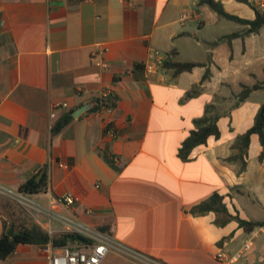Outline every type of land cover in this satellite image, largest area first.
<instances>
[{"label":"crops","instance_id":"0c3cea01","mask_svg":"<svg viewBox=\"0 0 264 264\" xmlns=\"http://www.w3.org/2000/svg\"><path fill=\"white\" fill-rule=\"evenodd\" d=\"M200 1L0 0V188L16 193L47 176V191L34 199L47 208L64 194L79 197L75 206L56 210L93 229L108 227L117 243L156 264H224L215 258L219 252L238 254L248 242L253 247L238 264L264 263V225L248 232L236 219L264 223L258 136L245 171L227 161L264 107V89L238 99L243 86L264 82V28L251 33ZM216 1L232 15L255 19L245 3ZM263 1L249 0L259 9ZM235 33L245 37L227 38ZM156 52L204 66L175 75L151 58ZM100 60L109 67L98 66ZM137 63L145 72L133 69ZM197 85L200 94L187 100ZM110 94L116 108L90 111L93 98ZM211 104L221 114L220 138L210 137L183 159V143ZM85 105L61 133H52L63 113ZM99 152L114 157L120 170ZM216 194L234 218L225 226L214 212L193 213ZM5 199L13 201L0 192V236ZM47 219L40 217L44 229ZM7 260L48 264L43 248L33 245H20ZM102 264L152 262L113 251Z\"/></svg>","mask_w":264,"mask_h":264},{"label":"trees","instance_id":"16d2710c","mask_svg":"<svg viewBox=\"0 0 264 264\" xmlns=\"http://www.w3.org/2000/svg\"><path fill=\"white\" fill-rule=\"evenodd\" d=\"M239 2L249 5L255 11V19L246 20L238 16L228 13L225 6L216 0H201L199 6H208L212 11L217 13L221 18L229 21L236 22L243 26L250 28L251 33H258L264 28V7L259 9L254 7L249 0H238ZM245 37V33H235L227 37L232 40L236 37ZM204 66L200 63L194 62H173L170 59L166 60L163 67L167 70H172L175 75H180L185 72H191L196 67ZM136 70H142L145 72L146 66L139 63L134 65ZM210 70H207L203 77V81L210 78ZM264 89V82L257 83L252 87L243 86V90L238 95V99L245 101L252 92ZM201 92V86H194L187 94L186 99L197 97ZM118 98L113 95L95 97L92 100L93 113L101 112L103 109H114L117 107ZM221 118L219 108L216 104H211L206 107L205 115L195 120V130L191 133L189 138L183 143L180 151V155L183 159H187L192 150L200 145L207 143L210 137L220 138L221 132L218 127V121ZM74 119V111H67L63 113L58 119H56L52 133L57 135L63 131ZM257 135L260 144L263 148L259 160L264 162V107L256 118L254 126L249 129L245 134L239 136L232 146L233 154L227 159L229 162H240L241 172L247 169L248 151L251 145L252 136ZM105 162L113 168L115 171H119V167L115 163L114 157L109 156L106 153L99 152ZM47 176L43 177L41 181H37L36 178L30 179L21 188L20 192L25 194L36 195L47 191ZM4 207L7 210L5 227L6 232L0 236V261H6L11 255H13L20 245H33L40 248H45L49 242H52L54 246H64L68 243H83L88 240L79 234L70 233H56L50 236V234L25 210L20 204L10 199L3 200ZM214 212L219 217L217 223L220 226L227 225L232 219H234L224 202V197L216 194L207 201L201 203L193 209V213L196 215H205ZM240 225L244 227L248 232L255 230L257 227H261L264 223L261 222H249L236 218ZM12 226H15V234L11 237L8 232ZM99 231L111 236V232L108 227L99 228Z\"/></svg>","mask_w":264,"mask_h":264},{"label":"built area","instance_id":"2783aa9c","mask_svg":"<svg viewBox=\"0 0 264 264\" xmlns=\"http://www.w3.org/2000/svg\"><path fill=\"white\" fill-rule=\"evenodd\" d=\"M264 6V1L261 4ZM184 19V17L182 18ZM151 58H156L158 65L163 66L164 62L171 59L168 56L166 60L161 58V55L156 52L151 55ZM97 65L103 68L109 67L104 60L97 62ZM62 107H67V104H62ZM55 118L56 115L52 114ZM114 136V135H113ZM1 193L8 194L13 200L26 207L33 215L34 219L39 223L41 215L48 219L46 223L48 227L45 229L50 236L56 233L79 234L85 237L88 241L83 243H68L64 246H54L52 242L43 249L46 254L48 264H102L106 257L113 251L120 253L123 256L130 257L135 262H140L146 259L152 264H156L141 253L135 250L126 248L117 243L110 235L84 225L74 215L65 212H59L57 207L71 208L80 202V198L72 194H64L58 198L49 200V207H44L40 202L33 198L31 194L22 192L11 193L0 188ZM57 223L59 228H55L53 223ZM40 224V223H39ZM41 225V224H40ZM253 247L252 242L245 244L244 248L235 255H227L224 252H219L216 255V260L224 264H238L240 258L249 252Z\"/></svg>","mask_w":264,"mask_h":264},{"label":"water","instance_id":"95a60500","mask_svg":"<svg viewBox=\"0 0 264 264\" xmlns=\"http://www.w3.org/2000/svg\"><path fill=\"white\" fill-rule=\"evenodd\" d=\"M90 107V105H85L82 108H80L77 112L74 113V117L78 118L82 113H84L88 108ZM15 234V226H12L8 232L9 236H13Z\"/></svg>","mask_w":264,"mask_h":264},{"label":"rangeland","instance_id":"374dc122","mask_svg":"<svg viewBox=\"0 0 264 264\" xmlns=\"http://www.w3.org/2000/svg\"><path fill=\"white\" fill-rule=\"evenodd\" d=\"M225 21V23H227V25H236V24H234V23H232V22H229V21H227V20H224ZM13 201H15V200H13ZM16 203H18L17 201H15ZM18 204H20V203H18ZM23 208H25V210H27L29 213H30V215H32V213L26 208V207H24L22 204H20ZM32 217H33V215H32ZM0 264H13L11 261H9V260H6V261H0ZM258 264H260V263H258ZM262 264H264V263H262Z\"/></svg>","mask_w":264,"mask_h":264}]
</instances>
